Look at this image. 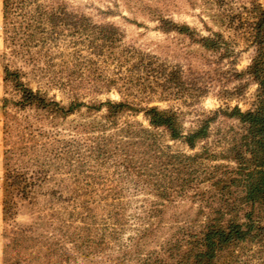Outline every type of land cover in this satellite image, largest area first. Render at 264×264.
Returning <instances> with one entry per match:
<instances>
[{"label":"trees","instance_id":"trees-1","mask_svg":"<svg viewBox=\"0 0 264 264\" xmlns=\"http://www.w3.org/2000/svg\"><path fill=\"white\" fill-rule=\"evenodd\" d=\"M147 1L141 10L160 32L221 59L230 54L223 32L204 36ZM206 1L219 26L253 49L246 74L257 85L254 108L222 112L238 126L219 153L197 150L219 111L186 129L176 111L128 99L137 74L138 84L155 76L175 95L194 84L123 47L114 24L61 0H1V264H73L118 241L129 222V190L153 197L137 237L169 234L135 264H264V3ZM113 88L126 99L99 98ZM141 113L147 126L122 120ZM76 114L101 115L100 122L78 125L75 136L57 130ZM182 204L192 217L165 219Z\"/></svg>","mask_w":264,"mask_h":264},{"label":"rangeland","instance_id":"rangeland-1","mask_svg":"<svg viewBox=\"0 0 264 264\" xmlns=\"http://www.w3.org/2000/svg\"><path fill=\"white\" fill-rule=\"evenodd\" d=\"M51 1V0H46ZM73 7V10L90 16L96 22H109L114 24L120 31L123 47L132 48L146 56L154 57L155 68H162L166 74H176L182 77L183 82H193L194 86L188 87V92L175 95L173 87L162 83V79L155 76H148L144 81L137 82L138 71L127 74L134 77L135 88L127 84L132 97L129 100L148 105L158 106L161 109L176 111L184 124L190 128L197 124L202 115H211L214 111H219L218 119L211 125V136L201 147L219 153L227 146L232 138L233 131L237 129L238 123L234 119L224 117L222 112L238 107L241 111L254 108L257 99V85L248 77L246 70L250 64L253 49L247 42L234 35L233 31H225L219 26L217 10L209 5L206 0H151L152 4H157L164 8L167 15L177 23H186L204 36L214 32H223L225 37L231 38V52L227 57L220 58V55H213L201 50L195 45H191L187 40L174 33H162L157 29V23L141 10L143 3L147 0H61ZM264 3V0H260ZM0 27H1V0H0ZM4 47L0 28V205H1V183H2V124L3 110L1 100L2 90V55ZM157 65H160L159 67ZM141 78V74L138 76ZM187 89V88H186ZM191 89V90H190ZM191 93V94H190ZM60 93L56 90L49 91V95H56L60 99ZM124 92H119L113 88L102 93L101 100L110 99L119 101L126 99ZM142 101V102H140ZM101 115L87 117L85 114H76L58 123L57 130L65 136H75L74 128L82 123L100 122ZM123 121H137L147 126L143 114L136 116L125 115ZM121 120V121H122ZM234 129V130H233ZM83 138L82 136H77ZM169 144H173L169 142ZM176 149H183L179 144H173ZM114 187L110 182L105 184V188ZM101 187L98 188L100 190ZM129 202L127 214L129 222L120 234V239L114 243L107 242L101 245L95 254L90 256H77L73 264H135L149 251L156 248L164 239L168 237L165 228L158 233L155 231L149 238L139 239L134 230L140 226L143 219L152 207L153 197L144 194H135L129 190L126 196ZM189 204H182V207H169L165 219H170L174 212L180 218L186 215H193L189 211ZM25 217H20L23 220ZM1 229V227H0ZM2 239L0 235V252ZM1 254V253H0ZM1 264V255H0Z\"/></svg>","mask_w":264,"mask_h":264}]
</instances>
